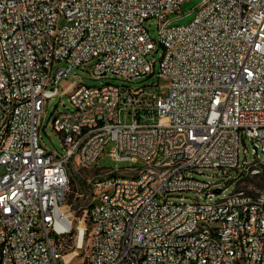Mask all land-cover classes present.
Instances as JSON below:
<instances>
[{
    "label": "built area",
    "instance_id": "obj_1",
    "mask_svg": "<svg viewBox=\"0 0 264 264\" xmlns=\"http://www.w3.org/2000/svg\"><path fill=\"white\" fill-rule=\"evenodd\" d=\"M184 1L0 0V264H264V182L260 197L240 185L264 181V0H203L171 24ZM158 46L166 90L138 80L154 75ZM76 68L109 81L63 87ZM64 94L71 107L51 122L63 153L41 129L47 100ZM112 141L113 160L140 164L99 166ZM72 161L100 171L84 234L66 208ZM206 167L234 190L213 200L219 182L191 174ZM245 199H256L249 214ZM199 222L208 230L178 240Z\"/></svg>",
    "mask_w": 264,
    "mask_h": 264
},
{
    "label": "rangeland",
    "instance_id": "obj_2",
    "mask_svg": "<svg viewBox=\"0 0 264 264\" xmlns=\"http://www.w3.org/2000/svg\"><path fill=\"white\" fill-rule=\"evenodd\" d=\"M203 0H185L182 4L181 10L174 12L169 15V18L172 19L171 24H186L193 20L195 13H196V7L199 5V3ZM148 24L150 25V30L152 36L155 38L157 37L158 33V24L154 19H151ZM163 47L158 46V49L153 50L150 55V60H156L155 63V73L154 75H150L147 78L144 79H138L140 83H152V82H158L160 80V84L163 85L162 90H166L164 85L167 83L165 80L159 78V68H160V62L159 59L162 55ZM63 63L60 61L57 64L54 65V68L61 66ZM112 76V75H110ZM109 80L107 78H96L91 73L85 71L83 68L79 69H73L68 76L67 82L63 85L70 84L72 82L78 83V82H84L87 84H104L108 82ZM111 81L122 83L124 82L122 79L119 78H112ZM163 95H165L163 93ZM62 101V102H60ZM71 107V102L69 100V96L67 94H64L62 96L56 95L52 99H48L45 107L44 112V124L41 129V134L43 137V141L50 150H57L59 152H65L66 149L63 145V140L61 138V135L57 133L53 127H52V112L55 110L56 107H59L60 109H66L67 107ZM114 146V142H110L106 146V155L103 156L100 159L99 166L101 167H127V166H135L139 165L140 163H134L130 161H115L111 158L110 154L108 153L112 147ZM248 148V159L253 160L255 158L256 150L253 145V143L250 140H246L244 143L241 142V157L244 158V148ZM259 156L261 158L264 157V153L260 151ZM203 170V173H200L198 170L192 171L191 174H193L195 177L209 181V182H219V184L215 185L214 187H220L222 188V191L217 193L216 197L213 198V200H216L218 198L223 197L224 195L232 192L235 188L234 183L232 182H226L225 177L223 175V172L220 171L217 168L214 167H206ZM69 172L71 176V191L69 200L67 203L66 208H68L72 215H76V224L77 225H88V216L86 215V211L90 209L92 203H93V188L90 181H93L98 174L100 173L99 170H96V168H88L83 166L82 164H79L75 161H72L69 163ZM232 173H235L232 171ZM236 174V173H235ZM262 179H256V178H246L243 183H240L241 186L249 187L251 190L256 191L257 188L263 185ZM198 194L196 192H185L183 193V196H185L184 200L187 201V197H196ZM180 198H175V201H180ZM74 243V241L72 240ZM89 245H88V235L85 236L84 239V245L81 249H79L78 254L75 256V260H80L83 258L85 252L87 251ZM76 247H74L73 250H75Z\"/></svg>",
    "mask_w": 264,
    "mask_h": 264
},
{
    "label": "bare ground",
    "instance_id": "obj_3",
    "mask_svg": "<svg viewBox=\"0 0 264 264\" xmlns=\"http://www.w3.org/2000/svg\"><path fill=\"white\" fill-rule=\"evenodd\" d=\"M253 197H260V189L253 191ZM256 206V199H245L241 205V214H249L250 209ZM234 214L233 206H225L222 210L218 211V218L223 220V222H230ZM82 234L85 232V226L78 225ZM208 230L207 222H199V225L193 226L191 228L178 231V240H196L199 234H202ZM224 236V227H217V232L212 235V242H220ZM81 240L83 236L81 235ZM51 264H58V256H51Z\"/></svg>",
    "mask_w": 264,
    "mask_h": 264
},
{
    "label": "water",
    "instance_id": "obj_4",
    "mask_svg": "<svg viewBox=\"0 0 264 264\" xmlns=\"http://www.w3.org/2000/svg\"><path fill=\"white\" fill-rule=\"evenodd\" d=\"M256 150H257V148H256Z\"/></svg>",
    "mask_w": 264,
    "mask_h": 264
}]
</instances>
